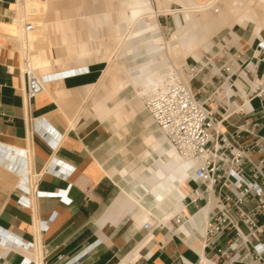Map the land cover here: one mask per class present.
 I'll list each match as a JSON object with an SVG mask.
<instances>
[{
	"label": "crops",
	"instance_id": "obj_1",
	"mask_svg": "<svg viewBox=\"0 0 264 264\" xmlns=\"http://www.w3.org/2000/svg\"><path fill=\"white\" fill-rule=\"evenodd\" d=\"M168 1L180 8H161L165 0H48L36 12L25 3L36 19L24 33L16 0H0V264H199L198 253H211L200 242L212 198L186 208L179 227L142 228L146 219L170 220L198 184L186 162L165 196L143 191L137 176L146 162L159 174L175 151L138 94L175 67L165 63L171 57L197 67L211 57L215 67L232 63L233 111L254 78L264 81V0ZM24 60L44 82L31 99ZM247 61H256L254 74ZM217 83L206 66L190 86L204 99ZM246 123L264 136V96L221 126L242 141ZM132 127L140 136L133 148Z\"/></svg>",
	"mask_w": 264,
	"mask_h": 264
},
{
	"label": "built area",
	"instance_id": "obj_2",
	"mask_svg": "<svg viewBox=\"0 0 264 264\" xmlns=\"http://www.w3.org/2000/svg\"><path fill=\"white\" fill-rule=\"evenodd\" d=\"M13 16L16 17V12ZM30 18V15L23 18L24 33L34 28ZM240 55L239 52L237 56ZM211 59L207 57L200 67L185 61L170 72L163 84L143 97L146 112L176 154L192 162L191 177L198 186L185 192L180 211L170 220L161 223L146 219L142 228L148 234L151 229L165 224L179 227L185 220L186 208L205 207L212 198L200 242L203 247L211 245L212 251L210 254L198 253L199 264H221V261L224 264L236 261L264 264V136L257 134L256 123H246L241 131L248 137L237 141L221 126L231 112L240 113L243 104L264 96V81L254 78L253 87L239 95L241 104L229 111L230 99L235 95L232 91L235 71L231 62L215 67ZM206 66L218 83L204 99H200L190 82ZM255 66L256 61H247L246 72L254 74ZM24 74L26 97L34 98L44 90L43 79L27 63ZM198 91L204 93V86ZM219 108L223 113L218 111ZM254 154L258 157L254 158ZM201 201L203 203L199 205ZM220 236L225 238L222 246L215 244Z\"/></svg>",
	"mask_w": 264,
	"mask_h": 264
},
{
	"label": "bare ground",
	"instance_id": "obj_3",
	"mask_svg": "<svg viewBox=\"0 0 264 264\" xmlns=\"http://www.w3.org/2000/svg\"><path fill=\"white\" fill-rule=\"evenodd\" d=\"M47 1L48 0H36V2H34V4H33L34 7L33 6L32 7L34 8V10L36 12H39L40 10H42L41 7L43 6V4L45 5V3ZM26 2H28V0H16V3H15L17 15H18L20 9L22 11V14H21L22 20H23L24 16L29 15V14L25 13V3ZM153 2H154V0H153ZM212 3H213V0L211 2V5H212ZM156 8H155V10H156ZM152 9H154V7ZM197 10H200V9H197ZM23 22H24V20H23ZM26 63H27V61L24 60L23 61V67L25 66ZM175 68L176 67L173 66L171 70L161 74L158 78H156L155 80H153L152 82L147 84V87L138 94V95H140L142 102H143L144 95L147 94L148 92H150L156 86L163 84L165 82V80L167 79V76L170 74V72L172 70H174ZM173 155H174V159L171 161L165 162L164 167H163V171L161 173L159 172V174H156L152 171V168L154 166V161H147L146 162L145 172H143L141 175L137 176L138 181H140L142 184L143 191L148 190V191L152 192L155 197L165 196L167 193H169V189L174 184V180H172V179L176 175L177 168L180 169L184 163L191 162L190 160L179 157L175 152ZM160 175H163V177L161 178ZM137 194H139V193L137 192Z\"/></svg>",
	"mask_w": 264,
	"mask_h": 264
},
{
	"label": "rangeland",
	"instance_id": "obj_4",
	"mask_svg": "<svg viewBox=\"0 0 264 264\" xmlns=\"http://www.w3.org/2000/svg\"><path fill=\"white\" fill-rule=\"evenodd\" d=\"M35 1L34 0H28V2H26V4H30V3H34ZM172 2H174V1H168V0H165V2H163L160 6H161V8H163L164 9V7H165V5L168 3L169 5L172 3ZM49 4V3H48ZM48 4H46V5H48ZM172 8H180V5L179 4H177L176 2H174V4H172ZM161 17H164L163 16V14H159L158 15V17H157V19H158V21H160V18ZM35 17H34V19H32V20H30L32 23H35ZM174 30V28L173 29H171L170 31H168V33H164V37L165 38H167L168 39V37H169V35H170V33L172 32ZM219 32V31H218ZM217 32V33H218ZM217 33H215V34H217ZM33 34H35V32H33ZM214 34V35H215ZM213 35V36H214ZM212 36V37H213ZM211 37V38H212ZM165 51H162L161 52V54H163ZM204 52H206V50H204V51H201V53H204ZM201 53H199V54H201ZM165 54V53H164ZM138 58H140V59H142L143 58V60H146L148 57H146V55L144 54V53H142V54H140V56L138 57ZM188 58V56L185 58V60ZM130 59L129 58H127L125 61H124V63L126 64V65H128V64H130ZM110 63H111V61H110ZM165 63H168V65H171V64H174L175 65V67L176 68H179L180 66H181V63H182V61H181V59H180V57L179 56H173V57H171V59L170 60H166L165 61ZM102 78H104L105 79V77L104 76H102ZM103 79V80H104ZM121 80V79H120ZM130 135H129V140H128V144H130V146L133 148V147H136L139 143H140V136H139V134H138V132H137V129L135 128V127H132L131 128V130H130ZM124 157V156H123ZM114 166H115V164H114ZM114 166L112 167V169L114 168ZM111 169V170H112Z\"/></svg>",
	"mask_w": 264,
	"mask_h": 264
}]
</instances>
